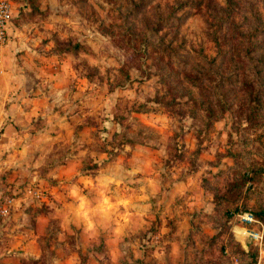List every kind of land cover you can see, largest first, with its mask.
<instances>
[{
    "label": "rangeland",
    "instance_id": "obj_1",
    "mask_svg": "<svg viewBox=\"0 0 264 264\" xmlns=\"http://www.w3.org/2000/svg\"><path fill=\"white\" fill-rule=\"evenodd\" d=\"M8 1L0 264H264V0Z\"/></svg>",
    "mask_w": 264,
    "mask_h": 264
},
{
    "label": "built area",
    "instance_id": "obj_2",
    "mask_svg": "<svg viewBox=\"0 0 264 264\" xmlns=\"http://www.w3.org/2000/svg\"><path fill=\"white\" fill-rule=\"evenodd\" d=\"M12 16V5L8 0H0V57L2 55V51L6 45L8 40V22ZM8 211V207L6 204L0 203V214H6ZM239 219L247 225L252 221L256 220L253 214L249 211L239 212L237 213ZM245 228V233L250 236V238L260 241L262 239V233L258 229H250Z\"/></svg>",
    "mask_w": 264,
    "mask_h": 264
},
{
    "label": "crops",
    "instance_id": "obj_3",
    "mask_svg": "<svg viewBox=\"0 0 264 264\" xmlns=\"http://www.w3.org/2000/svg\"><path fill=\"white\" fill-rule=\"evenodd\" d=\"M10 124H6L4 126V130L9 129ZM55 186V184H54ZM51 191H54L51 190ZM86 191V190H85ZM66 195V197H65ZM83 195V196H82ZM82 195H80L78 198L75 196H70V194L68 193V191H66L64 193V190H59L58 193L56 192L53 195V199L56 200L58 203H60L59 206H61V208L63 209V216L61 215V218H63L64 224L67 221H70L72 223L76 222L77 218H74L71 214H73L76 210L78 209L79 211L81 210V207L83 208H87V207H91L92 205H94V203H92V199L91 197H89L87 194H85L84 191H82ZM54 203V205L56 206V203ZM96 205L100 204L98 201L95 202ZM75 209L73 210L72 208ZM64 210L67 212V214L64 212ZM73 210V211H72ZM25 212V211H24ZM27 213V212H26ZM41 212H36L35 214L39 215ZM81 213V212H80ZM29 215V214H28ZM27 215V216H28Z\"/></svg>",
    "mask_w": 264,
    "mask_h": 264
}]
</instances>
